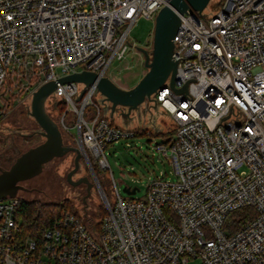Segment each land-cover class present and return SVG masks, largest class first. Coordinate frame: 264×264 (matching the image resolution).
Listing matches in <instances>:
<instances>
[{
	"label": "built area",
	"instance_id": "obj_1",
	"mask_svg": "<svg viewBox=\"0 0 264 264\" xmlns=\"http://www.w3.org/2000/svg\"><path fill=\"white\" fill-rule=\"evenodd\" d=\"M169 1L0 0V123L57 83L48 100L59 97L55 111L65 102L57 123L107 211L95 227L67 212L35 240L23 234L19 198L0 200V264H264V0H225L210 21L191 9L182 16L174 84L148 101L174 125L157 146L174 180L154 178L141 199H124L111 173V200L93 167L109 171L108 146L136 132L111 123L96 85L59 83L84 71L107 76L126 58L134 25L155 21ZM243 208L256 217L229 235L227 216Z\"/></svg>",
	"mask_w": 264,
	"mask_h": 264
},
{
	"label": "rangeland",
	"instance_id": "obj_2",
	"mask_svg": "<svg viewBox=\"0 0 264 264\" xmlns=\"http://www.w3.org/2000/svg\"><path fill=\"white\" fill-rule=\"evenodd\" d=\"M224 2L225 0H222V4ZM154 28V20L141 18L134 25L129 36V49L126 58L122 61H114L110 66L107 77L120 88L135 87L147 73L145 57L138 48L147 49L151 42L153 43ZM57 73L60 74L61 70L58 69ZM80 87L83 89L82 85ZM56 99L59 97H51L46 102V109L57 122L60 112L55 111L52 106L53 100ZM102 99L104 100L102 95H96V100L100 104ZM104 102L107 103L104 106L105 115L112 124L135 132L147 130L152 134L122 139L108 146L105 153L110 170L104 172L99 169V173H95V175L104 185L109 198L113 200L115 194L107 187V179H111V173H113L117 189L124 199L143 198L150 182L156 177H162L163 173L165 180H174L170 164L162 152L157 149V146L166 140L165 137L158 136V134L169 132L174 134V125L170 116L162 108L148 101L142 104L137 111L131 113H128L127 108L123 107H118L115 112H112L111 103L105 100ZM31 103V98H25L0 123V174L2 171L9 170L23 153L45 140L40 134L42 130L31 117ZM61 132L65 145L77 147L75 142H71L67 138L63 130ZM75 156L74 153H70L55 158L44 167L41 174L21 183L24 190L19 191L17 197L38 204L69 203L72 209L78 211L79 215H83L85 219L86 217L90 219L101 210L104 213L102 198L95 178L82 158L80 168L72 179L78 181L88 178L93 183L90 195L88 196V187L85 183L73 187L68 182V174L75 168ZM126 187L137 188L138 192L129 196L124 191ZM90 221L95 224L92 220ZM189 264H201V260H191Z\"/></svg>",
	"mask_w": 264,
	"mask_h": 264
},
{
	"label": "water",
	"instance_id": "obj_3",
	"mask_svg": "<svg viewBox=\"0 0 264 264\" xmlns=\"http://www.w3.org/2000/svg\"><path fill=\"white\" fill-rule=\"evenodd\" d=\"M220 0H170L158 13L155 19L153 33V48L149 52L145 48L138 50L145 57V68L147 73L139 83L131 89H123L116 85L107 76H102L94 72L84 71L74 73L59 80L60 84H85L86 86L96 85L98 92L104 100L111 103L112 112L118 107L127 108L128 113L137 111L146 101H152V96L159 90L165 88V84L171 78V86L175 81L177 62L173 58L174 38L177 34L182 16L188 14V10L200 13L207 20H211L221 8L218 7ZM57 83L49 82L41 86L32 97L31 117L40 127L41 135L45 139L42 143L30 148L23 153L9 170L0 174V200L15 198L19 191H23L22 182L35 178L41 174L44 167L55 158L63 157L74 153L75 168L68 174V182L76 187L85 183L90 195L93 183L88 178L73 181V176L80 168L82 153L78 147L67 146L64 143L59 124L49 115L46 109L48 98L55 92ZM186 94L187 85L178 90ZM81 93L79 99L83 96ZM127 195H135L137 188L124 189Z\"/></svg>",
	"mask_w": 264,
	"mask_h": 264
},
{
	"label": "trees",
	"instance_id": "obj_4",
	"mask_svg": "<svg viewBox=\"0 0 264 264\" xmlns=\"http://www.w3.org/2000/svg\"><path fill=\"white\" fill-rule=\"evenodd\" d=\"M222 4V0L218 2V6ZM59 107V109H58ZM57 110L60 112V115L63 114L66 111V104L64 101H60L57 104ZM64 132V131H63ZM65 133V132H64ZM66 134V133H65ZM152 135L147 130L136 132L135 137L139 136H147ZM67 138L71 140V142H74L68 134H66ZM158 136H163L166 138L165 141H168L171 139L173 134L171 132L169 133H161L158 134ZM95 173H99V167L97 164L93 165ZM103 185V184H102ZM104 187V185H103ZM19 217L22 221V228H23V234L28 239H35L40 240L42 238V234L45 230L51 228L56 221H58L62 216L67 213H75L79 215L78 211H74L72 207L69 205V203H63V204H38L34 202H28L21 198H19ZM104 213L99 211L97 215L91 216L89 219L88 217H84L86 220V223L89 224L91 227H95L93 223H91L90 220L95 222L97 219L101 220L105 217L107 214V211L103 207ZM256 217V211L253 208H243L239 209L237 211H234L230 213L225 221V230L229 235L237 232L240 228H242L247 222L254 219ZM96 223V222H95Z\"/></svg>",
	"mask_w": 264,
	"mask_h": 264
},
{
	"label": "flooded vegetation",
	"instance_id": "obj_5",
	"mask_svg": "<svg viewBox=\"0 0 264 264\" xmlns=\"http://www.w3.org/2000/svg\"><path fill=\"white\" fill-rule=\"evenodd\" d=\"M152 48H153V45L151 47L149 46L146 50L149 51V52H151L152 51Z\"/></svg>",
	"mask_w": 264,
	"mask_h": 264
}]
</instances>
